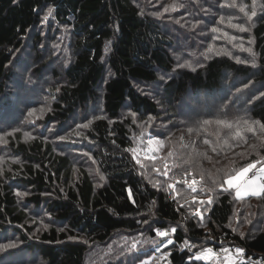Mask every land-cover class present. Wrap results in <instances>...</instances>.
<instances>
[{
  "label": "trees",
  "instance_id": "1",
  "mask_svg": "<svg viewBox=\"0 0 264 264\" xmlns=\"http://www.w3.org/2000/svg\"><path fill=\"white\" fill-rule=\"evenodd\" d=\"M194 2L209 13L196 17L187 0H0V93L21 51L33 55L37 65L31 71L41 74V56L51 52L57 25L65 26L70 59L41 117L60 129L74 117L88 125L60 133L70 140V152L55 146L52 133L22 139L15 132L7 140L5 148L17 161L0 167V244L9 234L22 246L9 249L11 258L36 255L41 264H85L90 246L119 236L137 242L140 263L159 243L158 229L169 231L173 241L163 249L166 264H221L190 259L214 245H234L251 256L230 255L232 264L264 259V198L236 200L234 189L230 195L220 188L229 175L264 156V132L252 123H264V0H257L251 20L252 0H236L237 7L225 6L232 0ZM183 8L194 18L187 27L181 23L188 16ZM228 21L248 30H228ZM202 28L212 32L207 39ZM237 57L247 63H237ZM206 120L213 123L205 125ZM173 121L176 132L192 129L199 141L181 147L178 133L175 160L141 167L130 151L134 138L152 132L155 123L168 127ZM238 130L247 143L235 135ZM171 182L176 188L168 187ZM19 188L26 195L18 196ZM44 211L52 221L37 229L29 212ZM116 256L110 253L102 264H126Z\"/></svg>",
  "mask_w": 264,
  "mask_h": 264
},
{
  "label": "rangeland",
  "instance_id": "2",
  "mask_svg": "<svg viewBox=\"0 0 264 264\" xmlns=\"http://www.w3.org/2000/svg\"><path fill=\"white\" fill-rule=\"evenodd\" d=\"M187 1L189 2V6L194 8L193 10L195 11L196 17L203 13H209L208 9L202 10L200 6H198L197 2H194V0ZM226 1L227 0H225V2ZM205 3L210 4V2L206 1L204 4ZM232 3L233 2H230V4ZM235 4L237 5L236 0ZM181 13L186 14L187 12L184 11L183 8ZM193 19L194 18L188 14V16L184 18L186 23L182 20L181 23L187 27V25H192ZM47 22L48 20H44V23H46L43 24L45 28H47ZM51 23L53 24V22ZM224 25V27H227L228 30L230 28H233L234 30L236 28L232 27V25H237V23L228 21ZM57 27V37L52 40L53 45L51 46V52L49 48V50L44 53V56H41L40 58V60L44 62L43 65L45 66L42 69L41 74L37 73L35 70L31 71L32 67L37 65V63L33 62L32 60L31 56L33 55L28 54V56H26L25 52L21 51L17 58L20 61V63L17 65L18 68H15L14 74L9 76L5 81L3 87L4 92L0 93V137H3V139L0 140V167L2 170L4 169L5 165L9 164V162L13 163L17 161V157L9 153L5 148L7 145V140L10 137H14L15 132H19L22 139L28 138L35 133L43 135H50L52 133V141L55 143V146L58 145L56 147L60 148L61 150H65V152H70L73 151V148H70L69 144H66L69 143L67 141L70 140L68 139L67 135H61L60 133H65L68 130L78 132V130L81 129L79 125H81V123L83 125V122H85L84 117L82 121L74 117L71 118V122H69L63 129H60L58 126H55L54 122H43L41 117L52 102V96L50 95L49 91L51 87L55 85V83H58L61 80L62 72L70 59V54L66 46L69 33L68 28L61 25H57ZM202 30L203 32L201 36L205 39H207V37H209L212 33L207 32L203 28ZM210 31H212V28ZM58 39L59 42L56 41ZM202 40L203 39H199L197 44L201 45ZM23 50L25 51L26 49ZM23 69L26 71H22ZM242 94V92L239 93V95ZM97 108L98 106L93 110L97 111ZM30 112L32 113L31 115L29 114ZM96 115L97 112H93L91 114L92 118L97 117ZM91 116L86 115L87 120H90ZM155 124L156 125L151 128L152 132H150L148 129L142 131L133 140L132 149L135 150V155L140 161L139 164L144 165V167L150 165H160L166 159L167 161H171L172 159L175 160L177 142L176 136L178 133H182L183 140L180 141V146L181 143H183V145L181 147L185 146L186 144H188L189 147H194L196 142L199 141L196 134L193 131L189 132V129L182 128L179 130V132H176V122L174 121L171 122L168 127H165L164 124ZM8 133H11V135H8ZM172 138L175 139L172 140ZM149 139L154 141L151 145L148 143ZM169 152H172L173 155L168 156ZM153 157H155V159H152ZM84 158H86L85 155L81 158V160ZM82 163L85 165L84 161H82ZM92 165L93 164L89 163L86 167L91 175L97 177V173L95 172V169ZM163 173L164 172H160L158 176L164 179L166 176ZM171 184L173 185V189L176 188V182H171ZM19 192L26 193L25 190L20 188ZM29 214L32 217L37 229L47 228L52 221V219L47 215L46 211H44L43 214H32V212H29ZM37 229L36 231H38ZM166 233L167 234L165 236H158V238L155 239L159 243L157 245L152 244L153 251H151L150 256L148 258H144V260L140 263L139 261H135L137 255L143 254L142 252H135L138 250L136 244L137 242L130 243V239L119 238V236H117L115 241L111 239L103 245L93 244L92 247L90 246V248H88L89 252L87 254L85 264H102L103 262L107 261V259L111 258L110 253H117L116 259H118V262H126V264H145V262H147V264H157L159 261L162 264H166L162 261V258L165 255L163 249L165 248L167 241L170 239V232L168 231ZM163 238H165L164 242L161 240ZM8 243H14L16 245L14 248L20 249L22 247L17 236H10L8 234L7 240L3 244ZM132 245H135V248H132ZM157 247H159V251H157ZM210 261L220 262L221 264H232L234 259L229 254H216V256H214ZM41 263L42 262L40 258L36 255L26 256L23 261H19L10 257L9 249L0 251V264Z\"/></svg>",
  "mask_w": 264,
  "mask_h": 264
},
{
  "label": "snow or ice",
  "instance_id": "3",
  "mask_svg": "<svg viewBox=\"0 0 264 264\" xmlns=\"http://www.w3.org/2000/svg\"><path fill=\"white\" fill-rule=\"evenodd\" d=\"M257 0H252V11L251 14L248 15L246 13V15H248V19L251 20L252 17H255L257 15L256 10H255V6H256ZM225 6H229V7H237L238 5L235 4V0H233V3L230 5H225ZM178 7V5H173L172 6V10H176V8ZM169 9L165 8L164 11L167 12ZM240 11H244V7H240ZM52 14V9L48 10V13L43 17L44 20L48 19V16ZM157 15H160V13H157ZM223 19V18H221ZM232 27H235L238 31L240 32H245L248 29H246L244 27L243 24H237V25H232ZM218 29L217 28H212V32L215 33L217 32ZM225 35H227L225 33ZM213 39H215V37H213ZM231 39L235 40L236 37H231ZM249 43H251V40L249 41ZM211 46L209 47V51H211ZM243 50V49H242ZM246 51L248 52H252V50L249 48ZM237 63H247V61H241L239 57L236 58ZM252 64L253 66L255 65V55L253 54V60H252ZM191 67L190 65H186V64H180L178 65V67ZM193 70H195L193 68ZM163 79V77H161ZM59 91V89H57ZM30 115L32 114L31 112L29 113ZM133 116H135V114H131ZM99 118V117H98ZM149 119L151 120L152 118L149 117ZM213 123L212 121H204L205 125L211 124ZM215 123L223 125L227 128H232L233 124L229 121H224V120H218L215 121ZM239 123V122H237ZM243 123L245 125L249 124V121L247 120H243ZM253 124L259 125L260 130L262 132H264V123H261L260 121H252ZM87 124H83V125H79V127H87ZM248 132H252L255 133V129L252 127H248L246 129ZM189 132H192V129L188 130ZM8 135H11V133H8ZM235 135L237 137H240L241 140L244 141V143H247V140L241 135V132L238 130ZM3 137H0V140H2ZM63 139V138H61ZM261 139V147H264V137H260ZM154 141L152 139L148 140V143L151 145ZM204 144H209V141L207 139H205ZM239 146V145H236ZM250 147L255 148L256 145H250ZM215 151V149H213ZM130 151L133 152V159L136 160L137 163H140V161L137 159L136 155H135V150L131 149ZM173 153L169 152L168 156H172ZM257 155L259 156V153H257ZM147 158V157H146ZM152 159H155V157H153ZM257 165H260L259 168H257ZM141 167H144V165H141ZM168 165L165 164V168H167ZM155 170V168L153 169ZM255 170V171H253ZM251 173V175H250ZM165 176H167V172L163 173ZM227 175V173H226ZM101 179H103V177H101ZM193 184L196 183L195 180L192 181ZM215 183V181H214ZM223 184H227L228 187L224 188ZM223 184L220 185V188L222 189L223 192H228L230 195L231 193L229 192V189H234L235 190V199L236 200H240L243 198H247V197H256V198H264V156H260L256 161L251 162L249 164H247V166L245 167H241L238 170H236L235 175H229V178L223 181ZM169 188H172L173 185L169 184L168 185ZM192 192H196V188H192L191 189ZM18 196H23L26 195V193H17ZM193 199H195V197H193ZM209 204H211L213 202V198L211 196H209L208 198ZM196 214L201 216V219L203 220V214L200 212V209L197 208L196 209ZM145 223H147V221H145ZM250 223V221H249ZM47 227V226H45ZM63 230V229H61ZM171 231H175V229H172ZM167 233L165 231H160L157 229V236H165ZM241 236L243 237V233H241ZM173 241L171 239H169L167 241V244H172ZM185 244H187V241L185 242ZM166 246V245H165ZM195 245H192V247H194ZM16 247V245L14 243H8V244H0V251H4L6 249H10V248H14ZM132 248H135V245H132ZM157 251H159V247H157ZM189 251H191V247H189ZM223 251L225 253L228 252L227 248H224ZM242 249H236V252L238 254L242 253ZM165 255H167V253H165ZM216 256V253L214 252V250L212 248H206L204 249L202 252H198L196 253L193 257H190V259H195L197 261L203 260L205 262L210 261L213 259V257ZM145 264H147V262H145Z\"/></svg>",
  "mask_w": 264,
  "mask_h": 264
},
{
  "label": "built area",
  "instance_id": "4",
  "mask_svg": "<svg viewBox=\"0 0 264 264\" xmlns=\"http://www.w3.org/2000/svg\"><path fill=\"white\" fill-rule=\"evenodd\" d=\"M257 168H259V167L257 166ZM253 171H255V170H253ZM250 175H251V173H250ZM211 248L218 255H226V254H229L231 256H235V257L241 258V259H250L251 258V256L250 255H247L244 251H242L241 254H238L236 252V249H240V248L237 247V246H234V245H214ZM224 248H227L228 249V252L227 253H225L223 251ZM253 260L256 263H258V264H264V259H262L260 257L253 258Z\"/></svg>",
  "mask_w": 264,
  "mask_h": 264
}]
</instances>
